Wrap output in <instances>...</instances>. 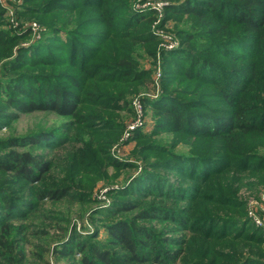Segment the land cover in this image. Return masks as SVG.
Returning <instances> with one entry per match:
<instances>
[{"label":"trees","instance_id":"1","mask_svg":"<svg viewBox=\"0 0 264 264\" xmlns=\"http://www.w3.org/2000/svg\"><path fill=\"white\" fill-rule=\"evenodd\" d=\"M169 1L182 46L165 52L161 94L143 98L154 124L133 137L142 170L111 190L108 210L97 207L98 183L140 165L111 149L129 95L151 79L140 58L155 54L153 13L134 12L131 0H24L20 17L50 35L12 57L21 36L3 27L0 6V130L22 114L45 118L0 136V264H223L207 229L214 212L241 225L240 187L264 186V0ZM86 219L94 232L84 234ZM167 219L197 223L193 238H166L176 226L157 223ZM253 242L264 243V230ZM251 263L264 258L231 264Z\"/></svg>","mask_w":264,"mask_h":264},{"label":"rangeland","instance_id":"2","mask_svg":"<svg viewBox=\"0 0 264 264\" xmlns=\"http://www.w3.org/2000/svg\"><path fill=\"white\" fill-rule=\"evenodd\" d=\"M163 2L165 3V9L163 14L158 13L153 8H159ZM169 0H131V7L134 12L139 14H147L149 12L153 13L152 22L150 23V30L153 35L157 37V43L155 46V54L150 55L147 52L144 53L143 57L140 58V66L146 70L151 71V79L149 82H146L145 86L141 87V90L135 94H130V106L129 109L123 110L121 114V120L124 121V129L121 137L118 142H116L112 146L111 154L113 157L122 162L128 161H138L139 166L134 169V171L129 174L126 172L124 175L120 176L113 185H108L103 181H100L94 190V198L97 200V207L108 210L111 208L113 204V192L117 189H124L126 184H128L133 177H135L140 170H142V162L141 159L136 155L133 156L135 149L138 147L137 140H134V134L130 137L128 141L123 140V136L127 127L132 123L138 120L137 110H136V102H140L143 105V124L140 127H145L147 130H151L153 128V119L152 112L145 107L143 98L148 95V97L157 98L162 91V77L164 72V55L165 52H171L173 50H177L182 46L181 37L179 34L173 29L174 28V20L166 19V11L167 6L170 5ZM24 4V0H0V6L4 10V18L5 23L3 25L4 28L8 29L12 34H16L21 36L18 44L14 46L13 56H16L20 47H31L32 45L43 41L50 35L49 28L46 24L41 23L38 20H26L23 16L20 17V10L22 9ZM12 10V11H11ZM162 10V8H161ZM106 26H100L98 30H104ZM103 32V31H99ZM105 32V30H104ZM141 51H147L146 47H143ZM11 59V58H10ZM2 63H0V77L2 73ZM161 73V77L158 73ZM44 115L41 114H22L15 122H13L12 126L8 124H2L0 130V136L6 137L10 133L14 134H23L29 128L34 127L37 122L40 120H44ZM51 122L54 120H58L59 118L50 116L49 118ZM13 129H11V128ZM137 128V129H138ZM136 129V130H137ZM135 130V131H136ZM165 141L170 140V136L163 135ZM179 147L181 145H178ZM182 149L185 147L181 146ZM136 156V157H135ZM131 175V176H130ZM253 181H246L244 185H242L239 191V197L246 203L244 206V210L246 214L243 215L241 212L237 211V214L241 215L244 220L241 225H237L236 222H230L227 220L228 216H230V212H222L224 210L223 207H218L220 210L215 217L211 220L207 229L213 233L216 238H219V241H216L219 245V251L221 252V256L216 255L217 262H221L223 264H231L233 259L243 255V256H261L264 258V243L256 244L253 242V235L258 232L260 229L264 230V186L260 185L258 187L257 184L249 185ZM254 183V182H253ZM115 189V190H114ZM111 190L113 191L112 193ZM135 209V208H134ZM224 219L223 221H221ZM87 229L83 230L84 234L94 232L95 226L91 223L90 220H84ZM197 223H192L189 228H180L178 223L171 219H167L162 223L158 222V228H167L170 226H176L175 229H168L166 233L167 237H175L181 235H188L191 239L193 236V230L196 228ZM82 231V227L80 223L77 227ZM235 233V234H234ZM107 230L104 228L100 229L99 238L105 236ZM228 235L226 240H221L222 235ZM234 234V235H233ZM193 238V237H192ZM215 238V239H216ZM241 238V239H240ZM215 239H211L209 242L212 243ZM197 246L204 247L203 242H201ZM225 254L228 256L227 258L223 256ZM195 259H200L196 258ZM31 264H39L35 263V260L30 261ZM253 264V263H251Z\"/></svg>","mask_w":264,"mask_h":264},{"label":"built area","instance_id":"3","mask_svg":"<svg viewBox=\"0 0 264 264\" xmlns=\"http://www.w3.org/2000/svg\"><path fill=\"white\" fill-rule=\"evenodd\" d=\"M165 3L163 2V4L159 7V8H153L155 9L158 13L160 14H163V11L165 9ZM162 8V10H161ZM12 11V10H11ZM159 76L161 77V73L159 72L158 73ZM136 110H137V117H138V120L136 122H132L126 129L125 131V134L123 136V140H126L128 141L130 139V137L132 136V134H134L135 130L141 126L143 124V115H144V112H143V105L140 102H136Z\"/></svg>","mask_w":264,"mask_h":264}]
</instances>
